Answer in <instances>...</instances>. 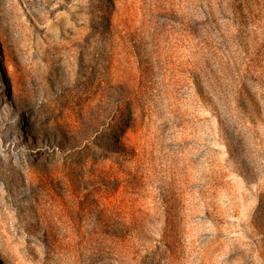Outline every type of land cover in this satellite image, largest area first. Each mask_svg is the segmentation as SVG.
Listing matches in <instances>:
<instances>
[{
  "label": "rangeland",
  "instance_id": "obj_1",
  "mask_svg": "<svg viewBox=\"0 0 264 264\" xmlns=\"http://www.w3.org/2000/svg\"><path fill=\"white\" fill-rule=\"evenodd\" d=\"M0 264H264V0H0Z\"/></svg>",
  "mask_w": 264,
  "mask_h": 264
}]
</instances>
